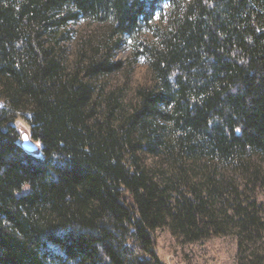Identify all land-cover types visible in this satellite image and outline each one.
I'll return each instance as SVG.
<instances>
[{
	"label": "trees",
	"instance_id": "trees-1",
	"mask_svg": "<svg viewBox=\"0 0 264 264\" xmlns=\"http://www.w3.org/2000/svg\"><path fill=\"white\" fill-rule=\"evenodd\" d=\"M262 188L264 0H0V264H164L161 227L264 264Z\"/></svg>",
	"mask_w": 264,
	"mask_h": 264
},
{
	"label": "rangeland",
	"instance_id": "rangeland-1",
	"mask_svg": "<svg viewBox=\"0 0 264 264\" xmlns=\"http://www.w3.org/2000/svg\"><path fill=\"white\" fill-rule=\"evenodd\" d=\"M73 34L82 32L84 28H92L85 20L80 19L70 24ZM125 44L117 50L115 57L125 58L128 55ZM113 81H122L123 73L114 72L109 75ZM148 78V69L145 62L134 65L128 83L132 86L144 82ZM21 127L28 126L24 123ZM26 131V130H25ZM28 132V131H27ZM260 199L264 200V188L261 189ZM155 251L164 264H237L236 262V240L234 235L212 236L207 239L182 242L178 237L171 234L167 227L155 230Z\"/></svg>",
	"mask_w": 264,
	"mask_h": 264
},
{
	"label": "water",
	"instance_id": "water-1",
	"mask_svg": "<svg viewBox=\"0 0 264 264\" xmlns=\"http://www.w3.org/2000/svg\"><path fill=\"white\" fill-rule=\"evenodd\" d=\"M20 145L28 152H36L39 150V143L31 138L27 131L21 132Z\"/></svg>",
	"mask_w": 264,
	"mask_h": 264
}]
</instances>
